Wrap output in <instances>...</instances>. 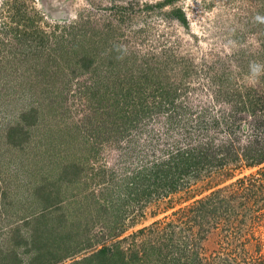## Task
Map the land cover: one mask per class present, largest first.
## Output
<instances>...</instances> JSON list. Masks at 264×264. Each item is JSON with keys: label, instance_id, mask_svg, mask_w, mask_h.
<instances>
[{"label": "rangeland", "instance_id": "1", "mask_svg": "<svg viewBox=\"0 0 264 264\" xmlns=\"http://www.w3.org/2000/svg\"><path fill=\"white\" fill-rule=\"evenodd\" d=\"M250 142L264 0H0V264H264Z\"/></svg>", "mask_w": 264, "mask_h": 264}, {"label": "trees", "instance_id": "2", "mask_svg": "<svg viewBox=\"0 0 264 264\" xmlns=\"http://www.w3.org/2000/svg\"><path fill=\"white\" fill-rule=\"evenodd\" d=\"M171 14H175L178 18H180L182 21H184V17L182 15V13L180 12V10H173V11H171ZM257 114L258 113H255V116H257ZM219 119H221V120L217 121ZM211 120L213 122H216V124L221 123V122H225L226 124H228V127H230V128L233 127L232 114L224 116V117L221 116V118H211ZM206 123H207V121H206ZM206 123L204 126H206ZM239 124H240V122L237 121L236 125H239ZM253 127L256 129L255 126H253ZM261 128H262V124L260 123V129ZM230 144L232 145V146L230 145L231 149H229V151L227 149V151L225 152V155L214 156V158H215L214 160H217L216 158H218V160L224 161L225 159H228L227 157H238L239 153L237 152L236 149H234L233 144L232 143H230ZM242 152H243L244 157L247 159L246 161H247L248 166L258 165V164H261L262 162H264V148L261 149V146L260 147L257 145L254 146L253 143L250 142V143H247L244 148H242ZM183 154L184 153H182V151L179 150V148L178 149H172L170 151L171 157L169 155L168 161L172 157H175V156L177 157L176 160L173 158L175 169L174 168L171 169V170H173L174 175L175 174L179 175L180 173L181 174L188 173L190 171V169L193 171L194 169H196V168H193V166L196 165L193 163L199 164L200 160L202 161L203 159H206V157L208 156V155H206V151L201 150V152H199V154H198V160L192 161L193 158L196 157L194 154H192L191 152L189 155L187 154L186 156H184ZM165 161H167V160H165ZM168 161L165 162V164H168ZM163 162H164V160L161 159V161H160L161 167L159 168V170H161V172L164 171V169L162 167ZM180 163H182V165ZM159 170L157 169L158 172H159ZM175 172H177V173H175ZM124 260H125L124 253L118 247L116 249H112V248L104 246L102 248H99L97 251L92 253L90 256L85 257L82 260H79L78 262H76V264H124Z\"/></svg>", "mask_w": 264, "mask_h": 264}, {"label": "clouds", "instance_id": "3", "mask_svg": "<svg viewBox=\"0 0 264 264\" xmlns=\"http://www.w3.org/2000/svg\"><path fill=\"white\" fill-rule=\"evenodd\" d=\"M258 66H253V71L255 72L257 70Z\"/></svg>", "mask_w": 264, "mask_h": 264}]
</instances>
